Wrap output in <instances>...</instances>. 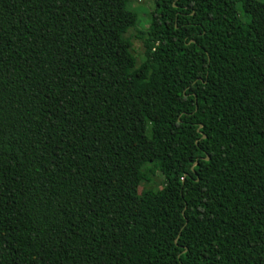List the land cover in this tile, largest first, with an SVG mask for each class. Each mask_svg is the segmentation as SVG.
Here are the masks:
<instances>
[{
    "label": "trees",
    "instance_id": "16d2710c",
    "mask_svg": "<svg viewBox=\"0 0 264 264\" xmlns=\"http://www.w3.org/2000/svg\"><path fill=\"white\" fill-rule=\"evenodd\" d=\"M151 6L0 0V264H264V1Z\"/></svg>",
    "mask_w": 264,
    "mask_h": 264
},
{
    "label": "rangeland",
    "instance_id": "374dc122",
    "mask_svg": "<svg viewBox=\"0 0 264 264\" xmlns=\"http://www.w3.org/2000/svg\"><path fill=\"white\" fill-rule=\"evenodd\" d=\"M155 0H120V5L125 7H131L132 9H135L138 12V28H145L149 22L150 19V11H151V5ZM264 1V0H263ZM249 23L253 24V19L248 18L247 19ZM136 33L135 28H130L128 32L125 34L126 36L131 35L132 37V52L135 56L137 62H139L143 46L140 40L136 39L134 37ZM150 166V163L148 160H145L143 158H139L137 162L135 163V167H138L140 169H144L146 166ZM163 181V177L160 174L159 171H155L151 175V179L148 182H142L138 187V192L142 193L147 190H157L161 187Z\"/></svg>",
    "mask_w": 264,
    "mask_h": 264
},
{
    "label": "water",
    "instance_id": "95a60500",
    "mask_svg": "<svg viewBox=\"0 0 264 264\" xmlns=\"http://www.w3.org/2000/svg\"><path fill=\"white\" fill-rule=\"evenodd\" d=\"M199 127H200V125H199ZM202 137H204V134H202ZM208 158H209L208 156L205 157V159H208Z\"/></svg>",
    "mask_w": 264,
    "mask_h": 264
}]
</instances>
